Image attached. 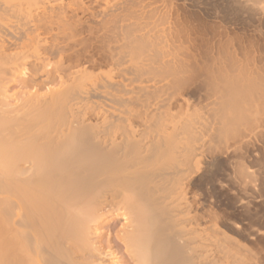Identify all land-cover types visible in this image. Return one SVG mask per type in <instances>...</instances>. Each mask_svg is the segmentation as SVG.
Wrapping results in <instances>:
<instances>
[{
	"label": "bare ground",
	"instance_id": "6f19581e",
	"mask_svg": "<svg viewBox=\"0 0 264 264\" xmlns=\"http://www.w3.org/2000/svg\"><path fill=\"white\" fill-rule=\"evenodd\" d=\"M192 1L0 0V264H247L197 223L194 175L216 141L189 124L155 130L147 102L169 86L182 107L195 90L197 75H180L207 35ZM222 22L207 42L263 27L264 0H225ZM218 71L209 133L245 144L237 121L263 76Z\"/></svg>",
	"mask_w": 264,
	"mask_h": 264
},
{
	"label": "rangeland",
	"instance_id": "374dc122",
	"mask_svg": "<svg viewBox=\"0 0 264 264\" xmlns=\"http://www.w3.org/2000/svg\"><path fill=\"white\" fill-rule=\"evenodd\" d=\"M224 3L225 0H193L189 4L190 6H188V11L191 13L189 15L192 17H189V19L195 29H199L195 30V36L199 34H196L197 31H200L198 36H203L202 33L204 35L207 34L206 38L205 36L203 38L200 37L203 39V41L199 40L201 41L200 43L197 42V39L200 38H197V41H195L197 43H194V46L196 44L202 47L205 42L208 45L205 44L200 50H197L199 47L195 46L196 48H193L195 49V51L193 50L195 56L191 53L192 48L191 51L190 48H187L189 50L187 53L189 55L191 53V56L196 57L201 64H197L196 60L195 66L191 65L192 67L189 66L180 72V75L183 76L193 74L194 76L197 75L195 77H198V79L195 78V80L197 79L194 82L195 85H191L195 90L184 95L183 101L185 103H182V107L168 106L170 91L172 92L174 90V88L169 89V86L164 87L156 95L150 96L147 102L150 103V108L156 109L157 112L161 113L160 125L155 130H172L169 126H172L170 122H177V125L179 123L189 124V128L186 130H200V132H204V134L201 133V139L197 143H203L207 140L218 141L217 143L214 142L215 144L212 142L213 144L209 145L212 148L205 145L207 142L203 144L206 146V150L204 147L205 152L203 151V155L198 164L199 168L197 167L198 171L194 175V188L192 191L194 190L193 196H196L194 211L197 213V223L208 225L210 229L211 227L212 229L217 228L221 234L219 237L225 238L228 247L236 255L242 257L245 262L247 261V264L249 262L253 264H264V84L259 83L264 79V26L256 27V29L253 26L245 27L246 29H241L240 25H238L239 27L235 26L232 32L222 37L221 42L219 41L221 44L215 42L217 48L214 47L215 44L207 42V37L209 38V34L212 35L211 33L218 31L219 25L223 23ZM211 43L214 45L213 47L210 45ZM186 44L188 43L184 45L188 46ZM182 50L179 51L181 52ZM194 58L191 60H195ZM213 63H219L217 67H223L219 69ZM206 66H208V70L209 68L211 69L209 70L210 72ZM217 69L220 70L218 72L221 74L225 72V75L227 73H230V76H234L231 74H235V76L236 74H242L244 79L250 73L251 75L253 73V77L254 73L255 77L256 73L263 76V79L261 76L259 77L262 79L261 81L257 77L253 78L255 82L258 79L259 81H257L260 85H253L254 91L247 97L250 100L244 103V105L246 104L245 107L247 106L246 109H248V111H243L245 112V117L248 116L249 118L246 119L248 124H245L246 121H237L241 123L239 130L243 129V135L251 132L248 136L250 139L245 143L246 145L234 143L235 140L233 141V139L235 137L231 139V135L226 137L220 136V139L215 138V140L211 134L214 131L213 127L215 125L212 124L214 121H211L213 120L210 115L212 112L209 110H212V108L209 103L216 97L215 95V97L211 96L213 95V92H211L213 90L211 89L216 88L215 86L217 84L214 83L215 86L209 84L211 86V88L208 86L210 88L209 92L207 81L212 78L210 74L215 76L214 74L217 73ZM205 70L208 72H205ZM205 73H210V76L207 75V78H209L206 81L203 77L206 75ZM201 74L203 76L200 77ZM193 75H190V77H193ZM251 75L248 77L250 78ZM252 76L250 79H252ZM202 79L206 85L203 84ZM161 83H164V81ZM198 83L202 84L200 85ZM131 96L134 97L135 94L128 95V97ZM140 99H143L142 96ZM245 107L243 108L244 110ZM209 116L211 117L209 118ZM236 118H242V116H236ZM147 119L148 121H152L149 117ZM209 119H211V123ZM233 121L235 122L236 120L233 119ZM208 123L212 126L210 128L211 133H209L210 126ZM238 126L236 124L235 128H238ZM142 128V126L138 125L134 130H142ZM206 128L208 132H206ZM179 130H185V128ZM209 137L210 139H208ZM239 168L244 173L240 172ZM208 233L210 234L209 230ZM210 249L211 253L215 255L214 246H211ZM221 262H224V257L221 258Z\"/></svg>",
	"mask_w": 264,
	"mask_h": 264
}]
</instances>
